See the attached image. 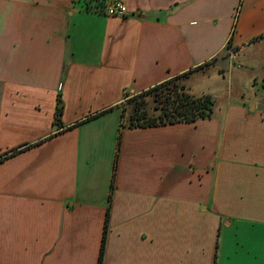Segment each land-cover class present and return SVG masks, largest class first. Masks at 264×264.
Listing matches in <instances>:
<instances>
[{"label": "crops", "instance_id": "obj_1", "mask_svg": "<svg viewBox=\"0 0 264 264\" xmlns=\"http://www.w3.org/2000/svg\"><path fill=\"white\" fill-rule=\"evenodd\" d=\"M120 1L0 0V264H97L119 136L103 264H216L223 230L264 263V0ZM255 63L260 100L120 132L124 92Z\"/></svg>", "mask_w": 264, "mask_h": 264}, {"label": "trees", "instance_id": "obj_2", "mask_svg": "<svg viewBox=\"0 0 264 264\" xmlns=\"http://www.w3.org/2000/svg\"><path fill=\"white\" fill-rule=\"evenodd\" d=\"M103 1L104 0H84V4L87 10L92 3L101 5ZM229 48H231L230 39L226 44V49ZM207 64L208 63H206V65ZM187 74L188 73H183L174 76L140 92H124V99L120 105V132L123 129L152 127L180 122H195L197 120L210 118L213 114L214 100L208 94H192L184 83ZM61 115L62 103L58 96L54 112V124H60ZM119 144L120 136L114 160V169L110 183L97 264H103L106 236L109 229L110 199L114 189V170L116 169ZM6 157L7 156L0 155L1 159Z\"/></svg>", "mask_w": 264, "mask_h": 264}, {"label": "rangeland", "instance_id": "obj_3", "mask_svg": "<svg viewBox=\"0 0 264 264\" xmlns=\"http://www.w3.org/2000/svg\"><path fill=\"white\" fill-rule=\"evenodd\" d=\"M225 54V53H224ZM222 54H220L219 57H221ZM259 61V60H258ZM259 63H255L252 68H245V69H239L236 70L235 68H229L230 77L232 78V81L227 83H220V81H214L215 85L212 84V79L208 77L203 76H195L193 79H197L198 81H201V86H209L212 87V90H214V95L212 99L214 100V112H217L219 106L226 100L227 96H230V100H237V98H241V94L243 93L244 99L246 102H250L251 104L255 100H260V97L258 95V92L256 90V87L254 86V77L256 76V81L260 83L261 81V72L260 69H258ZM197 81V80H195ZM197 81V82H198ZM218 82V83H217ZM225 84V85H224ZM239 84V85H238ZM221 85L225 86V90L228 87V93L226 96L223 95L221 90ZM238 87H242V91L238 89ZM218 89V91H216ZM190 90V89H189ZM192 90H197V87H192ZM192 93V91H190ZM257 92V93H256ZM224 229V228H223ZM223 235H228L226 230H223L219 237H218V249H217V256H216V264H247L244 259L242 260H236L237 255L241 254L243 252V248L241 247V242L243 241V238L241 236L231 235L227 237V242L225 245V253H222V244H223ZM238 251V253H236ZM244 255V254H243ZM254 264H264L262 261H259Z\"/></svg>", "mask_w": 264, "mask_h": 264}, {"label": "built area", "instance_id": "obj_4", "mask_svg": "<svg viewBox=\"0 0 264 264\" xmlns=\"http://www.w3.org/2000/svg\"><path fill=\"white\" fill-rule=\"evenodd\" d=\"M84 4V3H83ZM84 8L86 10L85 4ZM86 11L89 12H101L107 16H124L128 12L127 6L120 0H104L100 4H91Z\"/></svg>", "mask_w": 264, "mask_h": 264}, {"label": "water", "instance_id": "obj_5", "mask_svg": "<svg viewBox=\"0 0 264 264\" xmlns=\"http://www.w3.org/2000/svg\"><path fill=\"white\" fill-rule=\"evenodd\" d=\"M251 109H252V107H251Z\"/></svg>", "mask_w": 264, "mask_h": 264}]
</instances>
